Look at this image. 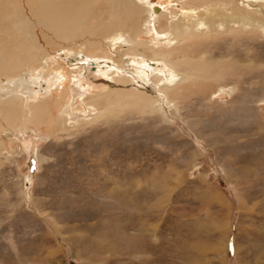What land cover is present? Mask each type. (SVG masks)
<instances>
[{"label": "rangeland", "instance_id": "374dc122", "mask_svg": "<svg viewBox=\"0 0 264 264\" xmlns=\"http://www.w3.org/2000/svg\"><path fill=\"white\" fill-rule=\"evenodd\" d=\"M126 2L139 16L119 25L124 38L139 29L155 52L139 46L125 69L89 58L73 106H34L15 119L29 117L22 131L0 111V264H264V30L171 41L144 0ZM235 4L264 19V0ZM87 41L48 35L43 59L14 72L4 94L59 91L53 68L84 57ZM156 76L179 82L158 93ZM87 93L99 105L81 112Z\"/></svg>", "mask_w": 264, "mask_h": 264}, {"label": "bare ground", "instance_id": "6f19581e", "mask_svg": "<svg viewBox=\"0 0 264 264\" xmlns=\"http://www.w3.org/2000/svg\"><path fill=\"white\" fill-rule=\"evenodd\" d=\"M175 1L180 2L184 9L180 10L181 7L172 5V0H144L143 2L147 6V14L154 19V26H157L158 33L166 34L171 41L172 39L178 41L181 38L196 37L195 33H217L219 30L228 33L233 25L243 31H246L247 28L264 30V19L261 15L258 16L255 12L234 10L236 7L235 0ZM158 13L160 14L157 15ZM106 16L110 18V29L106 25H101L102 18H107ZM137 16H139L138 11L126 0H0V93H3V96L6 95L3 99L0 96V111L2 114L4 113L5 119L8 122L13 120L14 122L11 123L22 131L28 126L29 117L25 118L22 123H16L15 119L18 116H26L34 106L36 108L32 109L35 111L45 106L50 109H56L58 106L61 109L67 106L72 107L75 94L73 85L79 81V74L85 72L87 66L92 64L89 58L110 60L125 69L126 65L122 64L125 60L124 57L128 54L134 55L139 46L155 52L154 43L147 42L144 34L140 35L143 32H139V29H132L127 35L128 39L124 38V31L120 29L119 25L129 21L133 23ZM177 16L181 17L176 19ZM36 26L44 27L46 31L34 32L33 29ZM93 28L96 31H92ZM55 33L57 37L63 40H70L72 37L88 38L83 51L84 57L79 59L67 57L66 63L61 66L60 70L53 68L62 79L59 91H56L57 89L49 90L44 97H41L40 92L31 96L23 95L18 91L12 94H4L6 90L12 91L10 90L13 84L11 75L14 72L23 65L32 66L37 56L40 61L43 59V54L37 49L40 45L47 44L48 35L53 37ZM126 43L130 44L129 49H125L122 54H119L116 48H120L119 44ZM195 51L194 49L187 52L185 50L184 53L181 52L180 56H183V60L186 61L195 57ZM140 55L149 59H157V55L154 54H149L148 57L146 54ZM161 57L166 61L169 60L168 64L174 65L176 77L181 82L190 79L183 73L179 74L180 72L177 70V67L183 62L172 64L173 62L169 57ZM191 64L189 62L186 66L195 72L196 69ZM240 64L242 65V63ZM39 65L41 62L37 64V66ZM36 72L39 73L34 71L28 77L32 82L37 74H40L39 70ZM195 73L199 72L196 71ZM156 77H154L155 91L158 93L171 89L170 86H174L178 81L176 78L166 82L162 78ZM198 87L199 90L203 88ZM87 94L83 97V103H81L83 105L76 107L81 112L85 111L86 106L99 105L100 98L96 99L97 94L89 95V93V96ZM38 130L40 129L38 128Z\"/></svg>", "mask_w": 264, "mask_h": 264}]
</instances>
